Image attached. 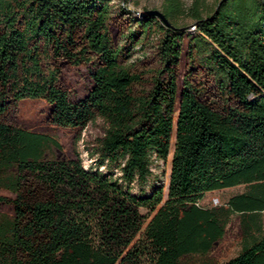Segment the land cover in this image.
Wrapping results in <instances>:
<instances>
[{
  "label": "trees",
  "instance_id": "16d2710c",
  "mask_svg": "<svg viewBox=\"0 0 264 264\" xmlns=\"http://www.w3.org/2000/svg\"><path fill=\"white\" fill-rule=\"evenodd\" d=\"M113 1L0 0V189L14 194L0 195L13 211L0 212V264H183L224 233L198 201L237 185L229 211L246 234L222 264H264V238L248 230L264 210V0H218L204 16L201 0H162L168 24ZM183 15L193 32L176 25ZM78 66L94 84L72 100L63 71ZM23 99L45 101L57 128L101 119L93 164L20 127ZM173 127L164 196L152 166Z\"/></svg>",
  "mask_w": 264,
  "mask_h": 264
},
{
  "label": "rangeland",
  "instance_id": "374dc122",
  "mask_svg": "<svg viewBox=\"0 0 264 264\" xmlns=\"http://www.w3.org/2000/svg\"><path fill=\"white\" fill-rule=\"evenodd\" d=\"M218 0H201L202 16L206 14V10L213 9ZM193 0H182L185 9L192 5ZM117 4H123L128 10L136 15L135 12L145 10H158L161 11L162 0H114L112 4V11H115ZM176 25L181 28H186L187 31H194V20L189 15L178 17ZM186 42V40H185ZM139 56L135 53L134 57ZM185 63V50L182 52L181 62L179 65V79L178 83L181 84V79L184 74ZM66 86L68 88L72 100L83 98L87 92L92 88L94 82L89 68L78 66L71 67L63 71ZM50 111V106L45 101L40 99H23L19 102L18 123L22 128L33 131H40L53 134L60 142L65 154L69 158H74L77 155L84 166L93 164V157L89 156L86 146H92L93 142L103 135L105 123L101 119H96L94 122L89 123L84 129L75 128H57L47 123V117ZM176 116V114L174 115ZM80 133V136H79ZM175 127H173L169 154L165 162L159 161L152 166V172L155 175L153 183L156 186H162L164 196L167 192L168 176L170 172L171 155L174 148ZM76 139H78L76 141ZM76 142V143H75ZM245 185H239L228 191H214L206 193L205 196L198 201V205L204 208L216 210L220 213V217L224 223V233L219 245L206 254H192L183 264H222L227 260L236 256L244 243L245 230L243 228V217L240 214L230 212L228 210L227 198L231 194L243 192L246 190ZM0 195L13 198L14 194L0 189ZM165 200V197H164ZM164 201L161 202V204ZM0 212L9 215L13 214L12 208L8 205L0 203ZM141 214H146L145 209H140ZM150 214L144 221L140 234L144 231L151 216ZM246 220L249 223V219ZM258 228L252 225L248 230L251 234L264 238V210L260 212L256 219Z\"/></svg>",
  "mask_w": 264,
  "mask_h": 264
},
{
  "label": "water",
  "instance_id": "95a60500",
  "mask_svg": "<svg viewBox=\"0 0 264 264\" xmlns=\"http://www.w3.org/2000/svg\"><path fill=\"white\" fill-rule=\"evenodd\" d=\"M136 15L143 17V16H148V15H153L161 19L165 24H168L167 21L164 19L162 13L158 10H145V11H140V12H135Z\"/></svg>",
  "mask_w": 264,
  "mask_h": 264
},
{
  "label": "crops",
  "instance_id": "0c3cea01",
  "mask_svg": "<svg viewBox=\"0 0 264 264\" xmlns=\"http://www.w3.org/2000/svg\"><path fill=\"white\" fill-rule=\"evenodd\" d=\"M237 186H239V185H237ZM236 186H233V187H227V188H223V189H219L220 191H224V190H226V191H228V190H230V189H232V188H235ZM247 187V186H246ZM219 190H213V191H209V192H206V193H210V192H214V191H219ZM205 193V194H206ZM239 193H241V192H239ZM205 194H204V196H205ZM236 194H238V193H235V194H231V195H229L228 196V198H227V203H228V199L230 198V197H232V196H234V195H236ZM203 196V197H204ZM228 210H229V205H228ZM262 212V211H261ZM224 230V229H223Z\"/></svg>",
  "mask_w": 264,
  "mask_h": 264
}]
</instances>
